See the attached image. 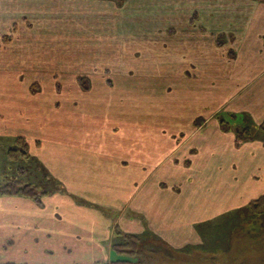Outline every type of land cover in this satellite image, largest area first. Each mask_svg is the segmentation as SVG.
I'll return each mask as SVG.
<instances>
[{"label":"crops","instance_id":"obj_1","mask_svg":"<svg viewBox=\"0 0 264 264\" xmlns=\"http://www.w3.org/2000/svg\"><path fill=\"white\" fill-rule=\"evenodd\" d=\"M55 3L65 6L52 14L56 6L49 12L43 2H0V38L10 36L7 53L34 56L33 66H29L32 69L48 65L57 70L68 63L72 71H104L106 63L124 64L122 48L129 41L123 40V30L129 29L127 38L136 45L144 39L146 46L142 53L145 66L130 68L178 72L172 77L176 86L193 87L189 101L198 107H209L213 102L221 109L227 106L226 113L236 114L230 119L246 113L257 125L264 120V1L157 0L143 2L145 13L140 15L136 7L142 2H131L124 8L116 2ZM120 8L129 14L122 15ZM124 22L132 27L121 26ZM199 114L205 121L200 126L194 124L177 147L178 151L190 143L182 149L189 164H184V173L181 166L173 169L186 175L184 184H192L193 193L141 190L146 206L133 203L135 213L121 210L113 224L119 222L120 229L142 235L147 242L163 240L175 248L202 246L204 223L233 210L236 200H252L264 194V141L246 140L237 146L236 123L225 131L218 115ZM206 127L209 129L202 135ZM118 130L122 134L124 128L119 126ZM96 136L98 139V134L92 133L91 137ZM165 139L171 140L172 135ZM157 141L163 140L158 136ZM192 174L198 178L189 182ZM69 177L76 178L73 173L66 180L60 177L64 182L61 189L46 195L42 205L23 196H0L2 262L91 264L110 260L115 228L96 199L100 186L85 189L81 183L74 189L67 181ZM157 196H164L162 203ZM122 219L128 223H121ZM191 255L194 257L195 252Z\"/></svg>","mask_w":264,"mask_h":264},{"label":"rangeland","instance_id":"obj_2","mask_svg":"<svg viewBox=\"0 0 264 264\" xmlns=\"http://www.w3.org/2000/svg\"><path fill=\"white\" fill-rule=\"evenodd\" d=\"M0 2H43V8L49 12L53 10L52 14L60 12L61 7L65 6L55 2H116L122 8L130 6L131 2H142L141 7H136L140 15L143 11L145 13L146 3L143 2L157 0H123L122 3L117 0ZM122 8V15L129 14ZM104 24L110 25L108 22ZM120 25L132 27L129 22ZM128 31L123 30V40L129 41H123L124 64L109 66L106 63L104 71L90 72L68 70V63L60 65L61 68L57 70H51L48 65H41L44 69H32L29 66H33L34 56L16 51H13L14 54L7 53L10 36L0 38V184L17 174L27 181L40 184L42 189L52 190L56 184H64L63 180L73 173L76 178L69 177L67 181L74 189L81 187V183H85L82 186L85 189L100 186L96 199L106 209L108 218H111L109 223L115 229L121 226L119 222L113 224L112 220L121 210L133 213L135 202L139 207L146 206L141 190H160L169 194L168 191L174 189L175 192L185 191L187 196L193 193L194 186L184 184L186 175L183 174L186 168L184 164L188 165L189 162L183 159L185 151L182 149H187L190 143L178 151L177 147L190 135L195 125L200 126L205 121L204 115L198 113H210L214 117L228 110L227 106L221 109L212 102L209 107H218L206 112L208 106L198 107L196 102L189 101L194 88L176 86L172 77L178 72L130 68L145 66L146 56L142 53L146 46L144 39L139 40L143 41L140 45L133 44L134 40L125 35ZM82 76L87 78L89 89L78 81ZM93 83L102 86L93 87ZM204 90L207 92L208 89ZM244 116L248 115L245 113ZM231 119L237 127L254 123L251 117L244 121L240 115ZM119 126L124 128L122 134ZM206 129L209 128L202 129V135L206 134ZM160 130L167 131L162 136L170 134L172 139L158 135ZM92 133H97L99 140L97 136L92 139ZM18 136L24 137L29 145L28 155L23 150L25 142L18 143L16 140ZM158 136L163 141L158 142ZM133 157L135 160L130 163ZM179 166L183 173L173 171ZM197 178L192 174L188 181L193 182ZM178 180H183V183ZM214 180H218V177ZM211 186L216 189L215 184ZM199 193L202 191L199 190ZM102 195H106L104 199ZM163 197H158L161 203ZM88 199L94 203L90 195ZM250 201L236 200L233 210L220 214L211 223H204L202 246L175 248L166 245L163 240H141L140 247L145 251L142 253H147L149 259L143 261L142 257L133 256L131 264H264V208L254 212L247 205ZM81 202L86 200L81 199ZM237 204L245 205L240 207ZM5 208L8 209V205ZM120 222L128 223L124 219ZM113 242L114 239L110 260L91 264H112L117 257L127 256L119 250L115 253L112 250ZM0 252H3L1 242ZM191 252H195L194 257ZM1 260H4V256L0 253Z\"/></svg>","mask_w":264,"mask_h":264},{"label":"trees","instance_id":"obj_3","mask_svg":"<svg viewBox=\"0 0 264 264\" xmlns=\"http://www.w3.org/2000/svg\"><path fill=\"white\" fill-rule=\"evenodd\" d=\"M119 3H122L123 0H117ZM259 1H264V0H259ZM81 85L85 89H89L88 83H87V78L85 77H79L78 80ZM222 113H225V115H220ZM220 113L217 118L219 119L220 122V127L228 131L230 129L231 125V119L229 117L236 116L234 113H226L222 112ZM241 116V115H240ZM244 121L247 119L244 115L241 116ZM249 118V117H248ZM235 128V125H234ZM235 133H236V145L239 146L241 143H243L246 140H253V139H260L264 141V121L261 124H255L253 123L251 126L250 125H243L242 127L235 128ZM18 143L20 141H24V154L28 155L30 153L28 144L25 141L24 137L18 136L16 138ZM14 149V148H13ZM54 189V190H53ZM52 190L50 189H42L41 185L38 183H34L31 181H27L26 178L20 176V175H15L9 177L7 182L0 184V196H23L26 198H29L36 202L39 205L43 204V199L46 195L61 189V186H56ZM250 208L254 210V212H260L264 208V194L259 196L256 199L251 200L247 204ZM114 242L112 246V250L115 251V253L119 252H124V254H127V256H119L116 259L112 260V264H131L132 263V257L136 256L142 257L143 261L148 260L149 255L147 256V253H142L145 252L144 250L142 251L140 247V242L141 240H144L147 242V238H145L142 235L135 234V233H128L117 227L114 232ZM143 254L145 257H143ZM141 255V256H140ZM145 261V262H146ZM0 264H23V263H18L15 261H6V262H0Z\"/></svg>","mask_w":264,"mask_h":264}]
</instances>
